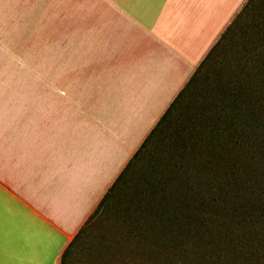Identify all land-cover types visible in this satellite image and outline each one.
Listing matches in <instances>:
<instances>
[{
    "label": "crops",
    "instance_id": "crops-1",
    "mask_svg": "<svg viewBox=\"0 0 264 264\" xmlns=\"http://www.w3.org/2000/svg\"><path fill=\"white\" fill-rule=\"evenodd\" d=\"M242 2L227 11L223 0H0V29L24 30L0 45L105 46L96 69H76L82 77L104 78L106 91L135 78L177 93ZM35 61L0 53V264H60L135 150L68 70L60 83V70Z\"/></svg>",
    "mask_w": 264,
    "mask_h": 264
},
{
    "label": "trees",
    "instance_id": "trees-1",
    "mask_svg": "<svg viewBox=\"0 0 264 264\" xmlns=\"http://www.w3.org/2000/svg\"><path fill=\"white\" fill-rule=\"evenodd\" d=\"M263 4L246 0L241 6L68 245L60 264L92 214L148 151L149 176L158 185L147 195L148 213L131 229L138 245L136 264H172L171 254L179 264H264ZM248 14L250 24L243 27L248 46L241 49L240 59L230 36ZM220 54L225 57L222 65L207 75L203 69ZM228 68L234 77L225 73Z\"/></svg>",
    "mask_w": 264,
    "mask_h": 264
},
{
    "label": "rangeland",
    "instance_id": "rangeland-1",
    "mask_svg": "<svg viewBox=\"0 0 264 264\" xmlns=\"http://www.w3.org/2000/svg\"><path fill=\"white\" fill-rule=\"evenodd\" d=\"M223 1L226 4V6L224 5L225 8L229 11L230 7L234 8L237 0ZM245 1L243 0L234 12L227 25L239 12ZM263 8L264 4L259 12ZM249 20H251L250 14L244 17L239 29L235 30L232 35L234 38L231 39L232 36H230V40L236 44L235 48L239 50L235 55L240 59L243 53L241 49L248 46L243 36V30L246 28L243 27L250 24ZM6 24L9 28L0 29V36L7 35L11 37L10 40L12 41L20 40L18 37L24 30L17 29L15 27L16 22L7 21ZM104 49L105 46H68L39 43L0 45V53L7 51L25 53L29 58H36L35 64H39L42 69L60 70L58 71V82L60 83L65 80L60 72L68 70L66 72L69 74V83L86 87L89 92V99L102 103L105 115L116 118V127L120 130L122 145L129 146V149L135 147L133 151L135 153L179 91L177 93L162 92L160 91L162 89L160 83L149 82L144 86L134 85L137 81L135 78H129L134 83L128 86L125 85L124 78H121L125 86L121 83V87L111 88L116 91H106L102 85L104 78H84L76 71V69L80 70L81 68L96 69L103 62ZM223 58L225 57L222 54L216 58L215 62L209 63V66H206L203 71L211 76L213 71L222 65ZM25 63L32 65V61ZM228 70L229 72L225 73L229 77H234L231 68ZM150 80L151 78L146 81ZM152 80L155 82L154 79ZM107 85H112V78H109ZM149 153L150 151L139 157L138 161L133 162L132 165L134 166L130 168L133 169V172L130 173L131 176L123 177L112 195L92 214L69 248L65 264H136L138 245L137 239L133 236L135 233L134 231L131 232V229L135 227L136 222L141 220L140 216L148 213L146 209L149 208L147 206L149 196L147 195H152L158 185L157 179L151 178L152 175L149 176L150 170L147 167L150 159ZM133 154L130 156L132 157ZM171 255L173 256L170 257L172 264H179L177 257ZM22 256L28 257V254H22ZM44 264L48 263L44 262Z\"/></svg>",
    "mask_w": 264,
    "mask_h": 264
}]
</instances>
